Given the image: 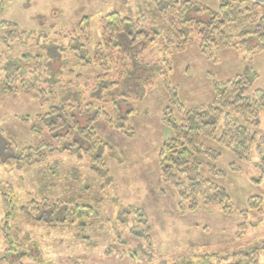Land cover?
<instances>
[{
  "label": "rangeland",
  "instance_id": "1",
  "mask_svg": "<svg viewBox=\"0 0 264 264\" xmlns=\"http://www.w3.org/2000/svg\"><path fill=\"white\" fill-rule=\"evenodd\" d=\"M8 1L0 15V68L28 53L44 54L46 42L69 48L75 35L93 57L100 42L101 17L119 12L136 20L148 13L146 0ZM191 1L216 6L208 0ZM241 20L227 32L237 36L250 26V20ZM4 21L17 24L18 32L24 31L16 32L17 39L11 44L1 40L10 31L1 28ZM81 27L86 34L80 32ZM214 54L215 61L205 58L197 45L163 52L156 43L142 57L169 73L172 87L187 108L211 104L213 82L234 79L247 71L255 75L250 94L264 91V48H221ZM63 55L70 62L76 61L71 54ZM76 72L85 77L83 85L96 82L95 76L103 73L99 67L78 68ZM170 101L163 80L157 79L142 103L132 102L134 112L126 121L132 135L111 127L104 119L96 123L98 136L113 149L112 155H105L109 177L101 178L81 155L70 153L49 156L46 163L23 169L16 164L4 166L3 161L13 153L25 156L30 149H37L39 139L32 134V127L38 125L36 117L45 115L48 108L34 95L0 94V183L13 186L15 205L11 209L14 219L6 220L8 214L0 196V264H264V167L259 166L260 158L254 151L250 162L240 161L232 152L205 140L204 144L221 157L216 161L203 158L201 174L227 190L233 213L226 216L220 207H208L181 214L178 192L163 181L159 163L162 147L174 137V131L163 122ZM105 108L116 120L114 106ZM252 130L259 138L264 137V114L260 126ZM44 134L49 138L48 132ZM9 142L15 147L10 149ZM208 166L221 171V176H212ZM47 180L50 199L65 197L82 205H97L100 218L89 227L90 241L81 240L79 232L68 225L28 224L20 215L21 207L45 201L40 189ZM255 197L263 199V205L254 211L249 209V201ZM6 221L12 235L19 231L13 247L4 242L2 227Z\"/></svg>",
  "mask_w": 264,
  "mask_h": 264
},
{
  "label": "trees",
  "instance_id": "2",
  "mask_svg": "<svg viewBox=\"0 0 264 264\" xmlns=\"http://www.w3.org/2000/svg\"><path fill=\"white\" fill-rule=\"evenodd\" d=\"M208 1L216 6L212 8L191 0H146L148 13L136 20L119 12L107 14L99 20L100 42L93 57L75 35L69 48L64 49L53 43L55 41L46 42L44 54L28 53L20 59H10L0 68L4 75L0 78V94L34 95L48 111L38 115V125L32 127V134L39 139L37 149H30L31 153L25 156L13 153L2 164L12 167L16 164L17 168L23 169L46 163L49 156L70 153L81 155L97 176L109 177L105 155L106 152L112 155L113 149L98 136L96 123L104 119L111 127L132 135L133 130L126 126L134 112L132 102L142 103L155 80L162 79L165 91L171 96L163 122L174 131V137L159 153L163 181L178 192L181 214L220 207L224 215L231 216L233 206L227 190L201 174L203 158L216 161L221 157V153L207 147L204 141L217 143L244 162H250L255 151L260 158L259 166L264 167V137L259 138L252 130L261 124L264 91L256 90L250 94L255 75L247 71L234 79L213 82L211 104L187 108L176 87H172L169 73L160 64L150 65L142 57L156 43L162 46L163 52L172 48L184 51L197 45L199 54L212 61L216 59L215 51L221 48H264V0ZM8 2L0 0V15L5 12ZM243 18L250 20L249 27L237 36L227 32L229 26L239 24ZM1 28L10 29L1 39L4 43L16 41L17 24L4 21ZM80 29L86 34L84 27ZM76 39L79 42L76 43ZM64 53L73 55L76 61L64 59ZM163 59L167 63V58ZM94 67H99L102 75L95 76L96 82L91 80L83 85L85 77L78 75L76 69ZM109 104L114 106L116 120L105 108ZM25 121L29 122V118ZM44 132H48L49 138H45ZM9 143L10 149L15 147L14 143ZM232 168L237 171L235 165ZM208 169L214 177L222 174L215 167L208 166ZM53 174L52 178H55ZM48 184L49 180L40 189L45 201H32L29 207H21L20 215L28 224L68 225L79 232L81 240L90 241L89 227L100 218L97 205L86 206L65 197L57 201L50 199L46 192ZM13 194V186L0 183V196L8 221L15 217L11 211L15 207ZM262 201L259 197L252 198L249 209L259 210ZM242 215L246 216V213ZM10 227L7 221L2 227L4 242L9 247L14 244L13 239L19 240V231L12 235ZM143 239L149 241V238Z\"/></svg>",
  "mask_w": 264,
  "mask_h": 264
}]
</instances>
